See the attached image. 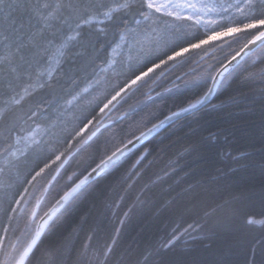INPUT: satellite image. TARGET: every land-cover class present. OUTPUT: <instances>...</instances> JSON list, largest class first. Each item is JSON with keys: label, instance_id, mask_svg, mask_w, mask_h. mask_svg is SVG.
I'll use <instances>...</instances> for the list:
<instances>
[{"label": "snow or ice", "instance_id": "6c2138e0", "mask_svg": "<svg viewBox=\"0 0 264 264\" xmlns=\"http://www.w3.org/2000/svg\"><path fill=\"white\" fill-rule=\"evenodd\" d=\"M241 54L247 59L227 71ZM214 59L227 75L216 71ZM193 63L207 68L192 76L185 69ZM166 80L171 87L153 96V86ZM237 81L264 84V0H0V264H186L168 257L181 240H197L192 234L206 226L223 232L259 229L264 237V187L257 192L224 179L211 198L185 190L190 199L165 202L170 224L154 244L123 246L125 221L150 191L149 185L133 191L151 155L147 147L124 180V193L134 195L132 206L106 238L98 239L97 229L90 228L77 243L61 231L136 142L188 117L198 120L209 110V97ZM138 95L144 99L129 104ZM125 104L132 112L137 105L150 115L161 110L163 118H141L126 130L119 115ZM205 139L214 142L216 133ZM220 156L239 162L250 153ZM73 157L82 170H65V184L43 210L40 197L49 195L51 182L43 183L49 176L55 181ZM124 199L107 207L118 209ZM214 244L209 238L205 247ZM192 264L237 262L213 258ZM238 264H264V238L243 246Z\"/></svg>", "mask_w": 264, "mask_h": 264}, {"label": "trees", "instance_id": "16d2710c", "mask_svg": "<svg viewBox=\"0 0 264 264\" xmlns=\"http://www.w3.org/2000/svg\"><path fill=\"white\" fill-rule=\"evenodd\" d=\"M224 55L219 53V59L226 64ZM227 55L230 59L232 49H227ZM245 59L247 57L240 63ZM212 64L215 65L216 71L222 67L215 59L212 60ZM190 70L192 69H185L189 73ZM213 74L215 75V72ZM171 80H176V77L173 75ZM171 80L163 81L160 87L153 86L152 95L155 96L157 91L162 92L164 87H171ZM176 83L180 84L181 81L176 80ZM143 91H147V88ZM143 99V95H138L129 101V104L136 105L137 100ZM213 103L217 106L215 109L211 108ZM170 107L171 104L162 111L167 112ZM137 109L136 112H132L128 104L120 109L119 115L125 117L122 123L126 130L129 124H134L141 118L154 122H158L157 116L163 118L161 110L150 115L148 109L141 105H137ZM87 110L85 106L84 112ZM125 113L129 115L125 116ZM83 114L79 112L77 115ZM148 126L151 127V123ZM210 131L216 133L214 142L205 139ZM136 134L139 135V132ZM145 147L151 155L143 162L144 167L141 175L136 178L133 191H138L144 185H149L150 191L145 204L134 206L133 211L129 213L121 239L123 246H131L134 249L147 248L166 234L170 219L167 209L162 206L174 198L182 202L190 199L184 195L185 190L211 198L217 194L218 182L224 179L257 192L264 187V175L261 173V167L264 166V84L260 81L247 83L237 81L231 87L225 85L220 94L210 101L209 110L202 112L198 120H193L191 117L183 119L171 130L166 127L144 144L134 148L121 166L100 185L99 191L82 202L66 219L61 228L62 232L71 233V238L79 243L90 228H96L98 239L102 240L114 226H118V218H123V213L132 206L134 200V195L131 193L126 195L123 191L125 177L137 154H142L141 149ZM186 147H191V151L185 152ZM222 151H230L234 155L248 152L250 156L239 162L223 160L220 156ZM75 160L76 158L73 157L65 165L61 175L51 184L49 195L42 197V200H45L43 210H47L54 203L52 197L65 184V170L67 175H71L74 171L79 174L82 170V166ZM27 166H31V161ZM50 179L51 176L43 183L44 187ZM121 196H125V199L120 202V208L107 207L113 201L119 202ZM113 212L116 214L113 215ZM214 232L217 234L213 235ZM192 235L197 236V240L193 241L190 237L187 242L181 240L168 259L192 264V261L227 258L238 264L242 260V247L258 244L264 238L259 229L248 231L240 227L233 228L231 232H223L206 226L204 232ZM209 238L215 241L211 250L205 247L209 243ZM229 249L232 251L229 252ZM224 253L228 255L225 257Z\"/></svg>", "mask_w": 264, "mask_h": 264}, {"label": "water", "instance_id": "95a60500", "mask_svg": "<svg viewBox=\"0 0 264 264\" xmlns=\"http://www.w3.org/2000/svg\"><path fill=\"white\" fill-rule=\"evenodd\" d=\"M244 58H246V56H244L243 54H241V56L238 58L237 62H234L232 65H228V70L227 71H231L234 67H236L237 63H240ZM227 64V63H226ZM218 71H225L223 67H221ZM227 71H225V75H227ZM214 96H210L209 97V102L212 100ZM158 123V122H157ZM166 127L160 129V131L158 133H160L163 129H165ZM146 131V130H145ZM158 133H154L152 135L147 136V138H142L141 141H138L135 143V145L133 146L134 148L139 147L140 145L144 144L145 142H147L150 138H152L153 136L157 135ZM56 175V174H55Z\"/></svg>", "mask_w": 264, "mask_h": 264}, {"label": "rangeland", "instance_id": "374dc122", "mask_svg": "<svg viewBox=\"0 0 264 264\" xmlns=\"http://www.w3.org/2000/svg\"><path fill=\"white\" fill-rule=\"evenodd\" d=\"M204 68H207V65L205 64L204 65ZM204 68H201L200 67V65H196V63H194V64H192V67H191V69L192 70H190V75H192V76H197V75H199L201 72H203L204 70ZM203 70V71H202ZM192 72H196V73H192ZM79 113V111L77 112V114ZM62 170V169H61ZM61 170H60V172H61ZM56 173L54 172L53 173V175H55ZM58 177V176H57ZM50 182H51V184L54 182V181H52L51 179H50ZM49 184V183H48ZM48 184L46 185V187H48ZM44 185V184H43ZM39 187V186H38ZM35 196H37V197H40V192L39 191H37V192H35V194H34ZM41 199H42V197H40ZM33 203H34V201H32ZM44 203H45V200H44ZM44 203H43V206H42V208H44Z\"/></svg>", "mask_w": 264, "mask_h": 264}]
</instances>
